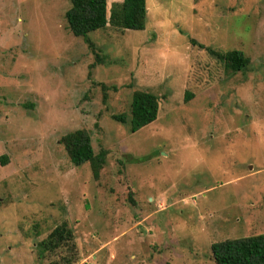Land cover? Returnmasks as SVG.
Returning <instances> with one entry per match:
<instances>
[{
	"label": "rangeland",
	"instance_id": "rangeland-1",
	"mask_svg": "<svg viewBox=\"0 0 264 264\" xmlns=\"http://www.w3.org/2000/svg\"><path fill=\"white\" fill-rule=\"evenodd\" d=\"M70 8L0 0V264H215L213 244L264 234V0H147L145 30L89 35L99 59ZM136 91L160 108L131 133ZM77 130L107 153L98 179L61 144Z\"/></svg>",
	"mask_w": 264,
	"mask_h": 264
},
{
	"label": "trees",
	"instance_id": "trees-1",
	"mask_svg": "<svg viewBox=\"0 0 264 264\" xmlns=\"http://www.w3.org/2000/svg\"><path fill=\"white\" fill-rule=\"evenodd\" d=\"M70 3L71 8L66 13L69 29L76 38L84 40L98 59L96 45L89 36L91 33L108 27L123 31H143L146 28L147 0H123L113 4L110 15L108 0H70ZM206 50L233 72H241L249 67L250 60L241 51L223 53L210 48ZM159 108L158 96L146 91H136L132 98L130 132L136 133L154 123L158 118ZM113 119L121 124L127 123L124 115L113 116ZM61 144L76 167L89 163L93 177L99 178L106 164L107 153L101 151L95 154L92 138L87 131L71 132L61 139ZM71 239L73 231L63 225L56 228L40 245L44 252L54 251ZM211 250L215 264H264V234L215 243Z\"/></svg>",
	"mask_w": 264,
	"mask_h": 264
}]
</instances>
